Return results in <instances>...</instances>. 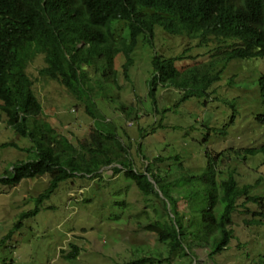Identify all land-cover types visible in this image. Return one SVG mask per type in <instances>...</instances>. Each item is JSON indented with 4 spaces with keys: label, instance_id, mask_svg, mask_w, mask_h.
Here are the masks:
<instances>
[{
    "label": "rangeland",
    "instance_id": "obj_1",
    "mask_svg": "<svg viewBox=\"0 0 264 264\" xmlns=\"http://www.w3.org/2000/svg\"><path fill=\"white\" fill-rule=\"evenodd\" d=\"M195 44L185 34L157 33L153 47L139 39L130 56L129 80L121 74L124 58L114 59L119 90L104 80L108 73L99 68L91 76L88 99L93 118L59 84L38 76L43 66L40 56L28 65L27 74L42 107L39 120L74 145L89 131H97L100 134L95 135L117 152L108 155L109 165L90 174L73 173L58 183L38 206L36 198L50 180L47 175L21 180L15 187L0 184V264H130L154 253L160 254L158 260L163 258L156 264H253L264 257V158L247 152L264 144V124L257 121L264 117V94L259 88L264 58L225 61L212 51L214 46ZM154 53L165 59L181 56L175 66L189 67L190 82L185 81L184 71L174 82L153 80L156 73L150 59ZM209 57L212 63L204 67ZM192 84L197 86L196 95L185 99ZM27 123L32 129V121ZM9 143L16 148L3 146ZM31 144L6 126L0 111V178L15 162L31 158L24 150ZM127 172L145 176L158 198L153 193L142 197ZM229 174L238 187L250 186L235 200L231 241L210 256L208 243L188 237L182 241L183 257H166L156 236L140 227L150 218V222L157 220L152 209L162 213L164 202L170 211L169 200H175L174 209L185 217L183 226L196 227L188 203L198 209L200 203L205 205L217 178L222 181ZM154 180L168 183L167 193L174 198L167 201ZM250 197L259 199L253 203ZM36 207L37 213L22 218ZM258 218L261 225L244 223ZM18 223L20 228L2 240ZM73 247L77 257L66 259Z\"/></svg>",
    "mask_w": 264,
    "mask_h": 264
},
{
    "label": "trees",
    "instance_id": "obj_2",
    "mask_svg": "<svg viewBox=\"0 0 264 264\" xmlns=\"http://www.w3.org/2000/svg\"><path fill=\"white\" fill-rule=\"evenodd\" d=\"M153 1L163 5L168 14L181 7L185 12L176 13L172 21L170 17L155 14L156 8L146 5L151 4L149 0H0V111L6 126L33 143L24 149L31 158L15 162L11 171H6L5 177L0 178V184L15 187L21 180L47 175L50 180L47 188L36 198L38 206L58 183L73 173L90 174L109 165L108 155L117 152L111 143L103 142L95 135L100 134L97 131H89L74 145L64 136H56L55 129L39 120L42 107L27 74L28 65L36 57L40 56L43 62L38 76L59 84L84 105L86 114L92 118V108L88 105L93 89L91 76L99 68L104 69L108 73L104 80L119 90L117 74L113 70L115 57L121 55L124 58L121 74L129 80L128 70L133 65L130 56L139 39L152 46L158 31H166L168 35L186 34L193 38L197 34L202 38L214 36L216 40L221 39L219 42L228 41L230 49L224 54L225 61L264 58V0ZM120 26L124 29L119 34ZM180 61L181 56L165 59L162 54L154 53L150 59L156 73L153 80L174 82L179 71H184L187 73L185 81L190 82V70L175 66ZM193 78L196 79L195 76ZM192 87L185 99L196 95L193 90L197 86L192 84ZM259 88L264 94V77L259 79ZM91 106L94 109L93 104ZM28 120L33 123L32 129H29ZM257 121L264 124V117H258ZM38 129H41L40 133ZM8 145L16 148L11 143L3 146ZM247 152L259 153L264 158V144ZM127 175L134 180L142 197L147 198L153 193L158 198V193L153 191V183H149L145 176L132 172H127ZM218 178L205 205L200 203L198 209L188 203L189 215L194 217L192 224L196 223V227L183 226L185 217L174 209L175 200L173 203L169 200L173 206L170 211L164 202L162 213L153 208L157 220L150 222L148 217V223L140 225L144 231L156 236L169 259L175 255L183 257L182 241L188 237L195 239V243H208L210 256L220 253L231 241L229 226L230 216L236 207L235 200L245 195L250 186L238 187L230 174L222 181ZM154 184L161 188L167 201L174 198L167 193L168 183L154 180ZM217 185L218 192L215 190ZM258 199L250 197L248 200L256 203ZM37 212L38 207L22 214V218ZM244 223L247 226L262 224L259 218ZM20 226L18 223L2 240L9 239ZM73 250L65 255L66 259L77 257L76 247ZM145 256L143 254L142 258L130 264H156L163 259L158 260L159 253ZM257 259L259 261L254 260L253 264H264V257Z\"/></svg>",
    "mask_w": 264,
    "mask_h": 264
},
{
    "label": "clouds",
    "instance_id": "obj_3",
    "mask_svg": "<svg viewBox=\"0 0 264 264\" xmlns=\"http://www.w3.org/2000/svg\"><path fill=\"white\" fill-rule=\"evenodd\" d=\"M151 2V4H146L147 6L149 7H154L156 8L155 9V14H159V17L160 15L165 17H170L173 21V17L174 15L177 13L178 15L182 12H185L184 11V7H181L179 9L176 10V12L174 13H171V14H168L166 12V10L164 9L163 5L157 3L156 1H153V0H149ZM158 33H160L162 36H165V35H168L166 31H158ZM185 39H190V41H195L197 44H195V47L197 46H204L205 48L207 47V49H209L210 45L214 46V48L212 49V51H217V53H220L224 56V54L230 49L228 47V45L230 44L228 41L227 42H219L221 41V39H214V36H207L206 38H202L199 34H197L196 37L193 38V36H188L185 34ZM211 46V47H212ZM211 51V52H212ZM200 51H197V53H199ZM196 53V54H197ZM164 57V56H163ZM206 65L204 67H208V63H212V60H211V57H209L208 61L205 62ZM189 68V67H187ZM207 72V70L204 71V74Z\"/></svg>",
    "mask_w": 264,
    "mask_h": 264
}]
</instances>
